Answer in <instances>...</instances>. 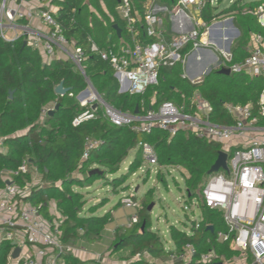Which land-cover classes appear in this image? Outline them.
Here are the masks:
<instances>
[{
	"label": "trees",
	"instance_id": "16d2710c",
	"mask_svg": "<svg viewBox=\"0 0 264 264\" xmlns=\"http://www.w3.org/2000/svg\"><path fill=\"white\" fill-rule=\"evenodd\" d=\"M146 2L131 0L134 16H143L147 11ZM162 2L175 6L168 0ZM263 2H235L220 11L217 6L206 4L201 10V20L207 26L218 18H233L241 37L231 50L232 63L246 57L245 48L251 35L264 38V28L250 14ZM116 6L115 0H69L60 11L63 15L59 20L66 38L75 40L85 55V77L107 105L121 112L134 113L137 110L141 114L142 108L155 109L162 102H170L189 112L190 100L198 93L212 107L211 120L227 125L230 118L226 105H255L260 96H264V79L261 77L236 73L220 75L216 69L201 80L190 82L183 77L180 62L161 68L158 85L146 90L142 96L118 94V84L109 63L103 61L98 53L90 51L91 42L99 50H108L120 42L128 43L129 35L124 30V22L115 12ZM71 8H75L73 14ZM113 26L120 30V38ZM136 29L139 39L144 40L140 22L136 24ZM190 48L188 46L181 52L182 57ZM59 85L67 89V93L57 94L55 90ZM85 88V78L74 70L72 64L58 60L46 63L37 50L23 46L19 41L10 44L0 42V138L5 150L0 153V189L4 186L3 174L16 170L25 161L28 173L15 178L14 183L24 187L31 181V170L41 174L45 184L32 188L25 201L37 206L39 214L48 220H51L49 206L54 205L62 218L59 226L61 243L73 248L80 241L90 244L101 242L103 233L112 223V211L97 216L94 212L100 207L91 206L87 209L88 215H84L86 202L82 193L74 192L72 187H88L95 181H103L107 175L112 177L114 188L123 184L143 164L141 146L148 144L154 149L159 167L184 170L186 195L192 199L199 194L206 180L214 175L210 170L220 150L217 143L199 140L187 132L170 136L155 130L146 135L132 132L128 126L116 127L102 116L101 107L96 108L92 119L74 126L73 120L86 110L76 100ZM51 108L54 110L52 115L43 113ZM87 140L98 142V146L89 152L86 159H82ZM133 150L137 152L129 165L128 174L116 177L120 165ZM96 169L97 172L93 173ZM145 174L147 178L148 170ZM161 175L158 172L155 178L165 182ZM151 202L149 192L142 198L137 222L114 229L111 257L121 252L124 255L115 264H148L142 259L144 255L153 258L167 255L158 235L150 231V217L146 211ZM199 210L198 221L187 228L189 233L169 227L174 250L168 254L178 256L183 247L190 244L195 252L188 264H218L215 261L197 263L201 254L210 251L219 258L231 259L236 255L231 242L216 241L217 232H227L220 214L201 202ZM207 226L213 227V233L206 230ZM8 252L9 245L0 248V264H6ZM64 259L67 263L74 258L66 255Z\"/></svg>",
	"mask_w": 264,
	"mask_h": 264
},
{
	"label": "built area",
	"instance_id": "2783aa9c",
	"mask_svg": "<svg viewBox=\"0 0 264 264\" xmlns=\"http://www.w3.org/2000/svg\"><path fill=\"white\" fill-rule=\"evenodd\" d=\"M174 1L175 16L182 15L187 8L200 14L206 4L216 5L214 0ZM67 2L69 0H0V42L19 41L37 50L44 62H68L85 78L86 88L76 100L86 110L73 120L74 126L92 119L96 108L101 107L107 121L116 127L128 126L132 132L149 135L159 130L170 136L187 132L199 140L217 143L219 152L226 154L227 171L210 176L198 195L206 208L220 214L226 227V233H216V241H230L236 255L231 259L219 258L210 251L201 254L197 263L264 264V96L261 95L255 105H226L230 118L227 125L211 120L212 107L198 93L190 100L189 112L170 102H162L155 109L142 108L141 114L118 111L100 100L85 77V55L75 40L67 39L64 34L59 20L63 15L60 11ZM70 10L72 14L75 12V8ZM115 12L124 22L128 43L120 42L108 50H99L91 42L90 51L109 63L120 95L142 96L146 90L158 85L161 68L183 63L181 52L186 47L191 46L190 51H195L208 45L212 25L207 26L203 21L167 41L161 31L160 18V13L168 12L166 7H151L140 18L133 15L131 0H119ZM250 14L264 28V2ZM139 22L144 40L138 37L136 24ZM252 37L245 58L232 63L229 50L220 52L213 69L228 68L231 73L264 79V38ZM97 146L98 142L87 140L82 159ZM141 154L147 165L157 169L155 175L161 170L180 169L159 167L154 149L148 144L141 146ZM5 173L7 177H2L4 186L0 189V248L9 245L6 264H65L59 263V259L72 254L74 249L61 243L59 226L62 218L55 206H49L51 220L45 219L37 206L25 201L31 191L29 185L19 187L14 183L15 178L28 173L27 163L24 161L16 170ZM119 204L127 209H140V202L132 194L122 196ZM132 222H137L136 216L132 217ZM15 249L19 250L16 258L13 257ZM194 252L193 246L186 244L174 260L188 263Z\"/></svg>",
	"mask_w": 264,
	"mask_h": 264
},
{
	"label": "rangeland",
	"instance_id": "374dc122",
	"mask_svg": "<svg viewBox=\"0 0 264 264\" xmlns=\"http://www.w3.org/2000/svg\"><path fill=\"white\" fill-rule=\"evenodd\" d=\"M218 10L228 8L235 2H260L261 0H214ZM231 45H229L230 49ZM53 110V108L48 109ZM5 151V150H4ZM135 150L129 152L127 158L122 162L119 167L116 177L121 174H128L129 165L131 164ZM149 172L147 178L145 172ZM143 172V174H142ZM157 169L147 165L145 162L141 167L133 174H130L128 179L121 185L113 187L111 183V176H106L102 181H95L90 184L92 186L88 191L86 187L80 186L72 187L74 192L82 193L86 205L83 208L84 215L87 214V209L91 206L100 207L94 215L102 216L107 212H111L112 223L106 229L102 235L101 242L97 243H85L83 241L78 242L74 246V252L69 254L72 256L71 260H68L65 264H72L73 260L75 264H115V262L121 261L122 252L111 257V243L113 242V231L115 228L128 227L132 222V217L137 215L138 210L127 209L119 204V200L122 196L134 195V199L140 204L142 198L147 193L151 192V204L152 208L146 213L150 217V231L157 234L161 240L162 248L167 252L168 248L172 247V243L168 236L169 227H175L180 231H186L187 228L194 221H198L199 217V204L200 196L196 195L192 199H189L186 195L183 179L185 172L183 169H167L161 170L162 178L165 182L160 181L159 178H155ZM31 181L26 185L32 189L37 186H43L45 183L41 179V174L31 170ZM114 177V176H113ZM165 185V186H164ZM106 204V206L104 205ZM150 204V205H151ZM104 205V206H103ZM76 251L86 257H77ZM127 254V253H126ZM94 257L93 261L90 258ZM64 257L59 259L60 262H66ZM90 262V263H89Z\"/></svg>",
	"mask_w": 264,
	"mask_h": 264
},
{
	"label": "crops",
	"instance_id": "0c3cea01",
	"mask_svg": "<svg viewBox=\"0 0 264 264\" xmlns=\"http://www.w3.org/2000/svg\"><path fill=\"white\" fill-rule=\"evenodd\" d=\"M168 1L172 5H175L173 4L174 1L173 3L171 2V0H168ZM154 6L168 8V12L160 13V18L162 20L161 31L163 32L164 37L166 38L167 41L177 37L181 33L190 31L197 22L202 21L200 14L195 12L193 8L184 9L182 15L175 16L174 14L175 6L172 7L169 4L163 3L162 0L161 1L147 0L145 4L146 10H149L151 7H154ZM229 21L231 22V24H228ZM179 24H183V26L185 25V27L180 28ZM211 25L212 26H210L211 27L210 36L208 39L207 47H201L195 51L189 50L184 55V61L182 63L183 77L190 82H197L201 80L205 76L204 74L208 68H211V70L214 68V65L219 59L220 52L226 51L227 50L226 48L227 47L229 48V45H231L229 49V51L231 52V50L235 48V46L238 44V41L241 37V33L239 29L236 28L232 17L215 19L211 23ZM252 38L253 37L251 35L248 45L245 48L246 53H247V50H249L251 47ZM215 58H216V61H215ZM5 176H6V173H4L3 177ZM31 178L33 179V177ZM91 187L92 186L86 187L85 188L86 191H88ZM104 205L106 206V204ZM185 232L189 233V230H186ZM168 236H169V230H168ZM169 239H170V236H169ZM173 250H174V245L172 243V247L168 248L167 252H165L167 255L164 254L156 258L144 255L142 259L147 263L177 264L180 261L174 260L175 256L173 254H168L169 252H172ZM76 253H77V257L79 258L86 257L84 253L79 254L81 253L79 251H76ZM93 259L94 257L90 258V260L92 261ZM188 263L181 262L180 264H188Z\"/></svg>",
	"mask_w": 264,
	"mask_h": 264
},
{
	"label": "water",
	"instance_id": "95a60500",
	"mask_svg": "<svg viewBox=\"0 0 264 264\" xmlns=\"http://www.w3.org/2000/svg\"><path fill=\"white\" fill-rule=\"evenodd\" d=\"M117 3L119 2V0H115ZM174 0H171V2L173 3ZM228 24H231V22L229 21ZM113 29L116 31V35L117 37L120 36V30L117 28V26H113ZM108 39H110V35L108 36ZM24 46V44H23ZM227 51L229 50V48L227 47L226 48ZM215 61H216V58H215ZM212 70H216V69H212ZM211 68H208L207 71L205 72V76L208 75L211 71ZM218 74L220 75H230L231 72L228 68H221V69H218L216 71ZM92 87V86H91ZM56 93L57 94H60V95H63L65 93H67V89L63 88L62 85H59L57 88H56ZM10 97H11V93H10ZM100 100H102L100 98ZM58 108V105L54 107V110H56ZM54 110H49L47 113L48 115H52ZM134 114H137V110L134 112ZM219 171H224L226 172L227 171V166H226V154L222 153V152H218V155H217V159L215 161V163L213 164L211 170H210V173L211 174H217ZM94 172H97V169L93 171ZM152 208V204L148 207V211H150ZM207 231H209L210 233H213V227L212 226H207L206 228ZM18 252L19 250L18 249H15L14 253H13V257L16 258L17 255H18Z\"/></svg>",
	"mask_w": 264,
	"mask_h": 264
}]
</instances>
